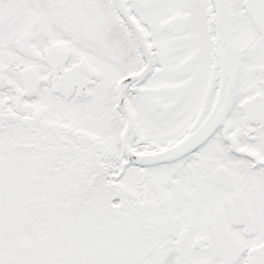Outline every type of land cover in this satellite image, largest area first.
<instances>
[{
  "label": "snow or ice",
  "instance_id": "1",
  "mask_svg": "<svg viewBox=\"0 0 264 264\" xmlns=\"http://www.w3.org/2000/svg\"><path fill=\"white\" fill-rule=\"evenodd\" d=\"M0 264H264V0H0Z\"/></svg>",
  "mask_w": 264,
  "mask_h": 264
}]
</instances>
